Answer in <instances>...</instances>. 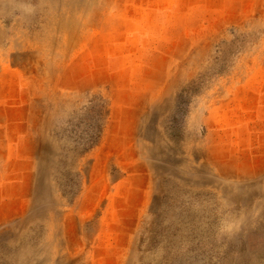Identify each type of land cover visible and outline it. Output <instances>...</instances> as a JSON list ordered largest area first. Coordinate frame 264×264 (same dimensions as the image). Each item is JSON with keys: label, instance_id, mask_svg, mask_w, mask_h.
Here are the masks:
<instances>
[{"label": "rangeland", "instance_id": "rangeland-1", "mask_svg": "<svg viewBox=\"0 0 264 264\" xmlns=\"http://www.w3.org/2000/svg\"><path fill=\"white\" fill-rule=\"evenodd\" d=\"M0 264H264V0H0Z\"/></svg>", "mask_w": 264, "mask_h": 264}]
</instances>
